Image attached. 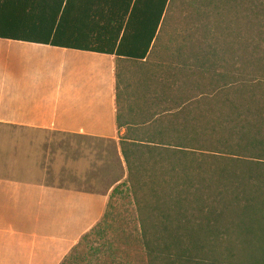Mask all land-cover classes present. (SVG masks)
<instances>
[{
  "label": "trees",
  "instance_id": "trees-1",
  "mask_svg": "<svg viewBox=\"0 0 264 264\" xmlns=\"http://www.w3.org/2000/svg\"><path fill=\"white\" fill-rule=\"evenodd\" d=\"M172 11L192 29L169 35ZM164 37L186 43L161 92L126 123L116 94L146 264H264V0H0V39L144 63Z\"/></svg>",
  "mask_w": 264,
  "mask_h": 264
},
{
  "label": "crops",
  "instance_id": "crops-1",
  "mask_svg": "<svg viewBox=\"0 0 264 264\" xmlns=\"http://www.w3.org/2000/svg\"><path fill=\"white\" fill-rule=\"evenodd\" d=\"M1 61L0 126L118 139L121 60L0 39ZM108 201L109 195L0 177V264H62L101 222Z\"/></svg>",
  "mask_w": 264,
  "mask_h": 264
},
{
  "label": "rangeland",
  "instance_id": "rangeland-1",
  "mask_svg": "<svg viewBox=\"0 0 264 264\" xmlns=\"http://www.w3.org/2000/svg\"><path fill=\"white\" fill-rule=\"evenodd\" d=\"M170 17L166 26L169 35L192 29V26L188 27L183 22L179 11H172ZM255 39L258 40L257 36ZM184 43L186 40L182 38L169 42L164 37L144 63L126 60L119 62V112L123 111L124 116L120 123L132 121L129 108L135 103L141 104L146 91L161 92L158 84L176 72L178 52L175 50ZM167 47L170 50H166ZM32 57V69L37 70L36 60H39V56ZM17 63L21 68L22 62L19 60ZM246 70L252 69L248 67ZM49 81L46 79V83ZM216 84L221 83L213 85ZM167 85L169 87L163 90L170 95L171 100L177 87ZM145 106L148 107V104ZM218 110L212 115L217 116L219 113V117H223L224 114ZM150 114L145 108V120ZM213 118L207 116L208 120ZM105 142L101 144L91 139L69 137L52 131L0 126V177L110 196L106 218L95 232L82 238L71 252L73 257L66 264H146L138 215L126 186L127 172L124 166L120 168L116 157L115 147L118 148L119 141Z\"/></svg>",
  "mask_w": 264,
  "mask_h": 264
}]
</instances>
